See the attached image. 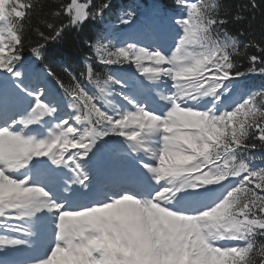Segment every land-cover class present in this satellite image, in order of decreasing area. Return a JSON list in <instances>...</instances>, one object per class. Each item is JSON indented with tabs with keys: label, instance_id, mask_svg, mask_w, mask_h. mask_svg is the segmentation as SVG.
<instances>
[{
	"label": "snow or ice",
	"instance_id": "6c2138e0",
	"mask_svg": "<svg viewBox=\"0 0 264 264\" xmlns=\"http://www.w3.org/2000/svg\"><path fill=\"white\" fill-rule=\"evenodd\" d=\"M176 3L166 24L121 16L65 83L24 59L31 0H0V250L44 238L12 264H264V168L245 155L264 147V90L241 89L264 48L242 71L217 6ZM108 11L61 0L34 61Z\"/></svg>",
	"mask_w": 264,
	"mask_h": 264
},
{
	"label": "trees",
	"instance_id": "16d2710c",
	"mask_svg": "<svg viewBox=\"0 0 264 264\" xmlns=\"http://www.w3.org/2000/svg\"><path fill=\"white\" fill-rule=\"evenodd\" d=\"M155 1L162 3L164 0ZM93 2L97 5L109 2L110 11L106 12L104 16L107 20L111 19L112 21H117L122 14L119 11V6L127 4L132 10L135 7L133 5L134 0H93ZM252 2L253 0H206V3L217 6L218 17L227 20L224 27L228 34L237 40L236 51L232 52V56L234 61L240 65L242 71L250 66L249 56L261 55L256 45L264 48V6L253 9L251 7ZM256 2L259 5H264V0H256ZM31 3L35 7L32 9L30 16L24 21L26 36L24 59L43 67L54 68L67 83L69 81L68 72L79 73L83 70L86 58L92 56L90 45L98 38L99 27L97 21L89 19L80 27L66 28L62 38L47 42L45 59L34 61L31 46H34L40 40L37 29L48 35L50 34V30L47 28L48 23H54L57 26L60 24L66 25L68 20L66 17L57 18L52 15L57 10V5L61 3V0H31ZM237 17H240V19L238 20ZM241 42H244V44L241 45ZM261 58L264 59V56H261ZM50 59H53L55 64H57L55 61H60L63 65L68 64L73 70H59L49 65L53 64L49 63ZM257 79L262 82L264 90V75L258 74ZM260 241L261 238L257 237L258 246L264 242Z\"/></svg>",
	"mask_w": 264,
	"mask_h": 264
},
{
	"label": "rangeland",
	"instance_id": "374dc122",
	"mask_svg": "<svg viewBox=\"0 0 264 264\" xmlns=\"http://www.w3.org/2000/svg\"><path fill=\"white\" fill-rule=\"evenodd\" d=\"M143 21H144V22L148 21V18H147V17H144V18H143ZM106 28H108V26H107Z\"/></svg>",
	"mask_w": 264,
	"mask_h": 264
},
{
	"label": "bare ground",
	"instance_id": "6f19581e",
	"mask_svg": "<svg viewBox=\"0 0 264 264\" xmlns=\"http://www.w3.org/2000/svg\"><path fill=\"white\" fill-rule=\"evenodd\" d=\"M258 83H261V81H260V80H258Z\"/></svg>",
	"mask_w": 264,
	"mask_h": 264
}]
</instances>
